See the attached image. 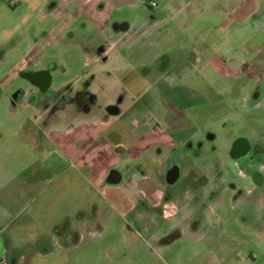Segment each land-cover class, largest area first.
<instances>
[{
	"label": "rangeland",
	"instance_id": "1",
	"mask_svg": "<svg viewBox=\"0 0 264 264\" xmlns=\"http://www.w3.org/2000/svg\"><path fill=\"white\" fill-rule=\"evenodd\" d=\"M254 1L260 7L244 27H222L228 0L199 3V13L177 12L178 0H0V236L8 249L0 264H264V187L254 193L256 202H233L229 190L216 193L201 208L206 218L194 229L197 223L180 219L183 209L166 217L147 207L157 171L149 178L133 175L131 183L115 190V199L104 196L92 179L110 159L123 165L148 155L160 170L158 148L197 134L199 114L222 137L249 129V120L264 128V93L255 106L242 99L256 80L264 82V27L253 22L264 0ZM52 2L60 11L49 12ZM152 15L164 19L152 24ZM121 23L128 30L115 32ZM82 28L104 39L105 47L116 41L111 54L128 59L126 70L115 72L106 84L152 70L137 81L134 92L98 95L103 105L116 103L118 114L99 111L67 126L56 124V131L65 134L40 144L28 119L30 109L9 108L6 84L34 39L37 50L58 66L54 85L73 81L84 70L111 69L83 52L87 38L77 31ZM129 39L141 47L152 43V48L130 52L123 45ZM235 91L233 110L212 120V105ZM116 149L126 153L116 156ZM85 213L100 220L78 224L76 239L48 234L63 218L75 221ZM175 226L183 233L173 239Z\"/></svg>",
	"mask_w": 264,
	"mask_h": 264
},
{
	"label": "flooded vegetation",
	"instance_id": "2",
	"mask_svg": "<svg viewBox=\"0 0 264 264\" xmlns=\"http://www.w3.org/2000/svg\"><path fill=\"white\" fill-rule=\"evenodd\" d=\"M49 6V12L57 9L54 2ZM128 28L127 23H121L119 27L116 24L113 30L126 32ZM77 31L87 38L83 52L88 53L91 60L103 59L105 40L96 38L93 33H84L86 30L83 28ZM67 33H71L73 39L78 37L73 30H68ZM38 43L39 41L34 39L28 46V51L18 60L17 66H23H16L8 79L6 97L8 106L13 111L30 109L31 116L28 115V119L33 122L34 134L40 144L46 138L52 140V135L65 134L56 131V124L67 126L74 119H83L99 111L96 114H118L116 103L103 105L98 95L105 91L116 92L122 89L134 92L137 90V81L149 76L152 70L147 69L143 73L144 77L141 75L138 79L133 76L135 74L131 76L127 73L123 80L117 79L114 85L106 84V87L99 82L96 74L84 70L81 77L73 81L60 80L54 85V72L58 66L51 56L43 55L37 50ZM3 59L4 52L0 53V62ZM263 93L264 82L258 79L250 90L243 93V103L255 106L261 101ZM238 94L239 91H235L229 99L222 98L212 105L213 110L209 113L211 119H221L223 114L232 111L233 100L237 99ZM199 116L195 121L197 134L182 140H172L166 145L163 144L161 150L158 148L156 157H160L163 163L160 170L148 155L137 157L123 165L116 163L108 167L99 184L100 188L111 184L131 183L132 176L136 174L149 178L152 170L157 171L155 178L151 176L155 185L151 192H148L147 207L165 214L166 217L177 216L183 209L180 219L197 223L194 229L206 218L201 217V208H207V204L220 191L229 190L233 202H256L259 195L254 193L264 187V128L249 120V126H246L249 129L222 137L207 128L205 120H201ZM113 152L115 155L121 153L120 149ZM225 165L226 170L223 168ZM127 169H132V173L127 174ZM137 170L140 172L136 173ZM227 172L232 175L228 180L225 178ZM65 218L59 222V226L53 224V231L52 228L48 231L50 236H59L61 240L68 237L71 240L76 239L78 224H90L100 220L95 214L88 213L79 214L78 220L75 221ZM127 226L129 231L133 230L128 224ZM170 232L173 239L181 237L183 233L177 226L172 227ZM7 252L6 244L0 236V262L6 259Z\"/></svg>",
	"mask_w": 264,
	"mask_h": 264
},
{
	"label": "crops",
	"instance_id": "3",
	"mask_svg": "<svg viewBox=\"0 0 264 264\" xmlns=\"http://www.w3.org/2000/svg\"><path fill=\"white\" fill-rule=\"evenodd\" d=\"M206 1L207 0H178L176 5L174 6V8L179 13H181V12L187 13L188 11L191 13H194L195 10L199 9L198 4L204 3ZM208 3L210 5V2H208ZM258 7H260V6H258L256 1H254V0H228L227 5L224 8V12H225L224 15L225 16H224L223 20L221 21V26L222 27H230L232 25H236L237 27H244V23L247 22V20L250 17H252V15L256 12ZM58 11H60V10L55 9L52 12L55 13ZM201 11L202 10H198L197 13H199ZM205 13L207 14L206 16H209V17L211 15L214 16V13H212V11H205ZM152 18H153L151 20L152 24H156V23L158 24L159 22H161L164 19V17L157 18V16L154 17L153 15H152ZM175 19H177V18H175ZM177 21L180 25H182V26L184 25V22H182L178 19H177ZM253 22L258 24V26L264 27V10L261 12V14L259 16L255 17L253 19ZM140 33H143V32L140 31ZM116 44H117L116 41L110 42L109 44H107V46L105 47V50H104V54H103L105 57L103 59L99 60L100 63L102 62L101 64H103L105 66L111 64L112 68L104 70V71H100V72H98V70L97 71H94V70L90 71V73L96 74V78L99 80V82L101 81L103 83L104 87H106L105 81L113 80L115 78V75H114L115 72L118 73V71L119 72L123 71L126 68L125 63H127V61H128V59L125 55H123V56L116 55V59H115V57L111 54V52L115 49ZM145 44H143L141 47L140 44L136 43V40L129 39L123 45H125V48L129 49L130 52H135L137 54V49L140 50L141 48L142 49L152 48L151 47L152 43L146 42ZM132 49H133V51H132ZM157 58H158V55L154 56V58L152 57L150 59L151 60L150 63L154 62L155 59H157ZM139 63L137 65H139ZM104 93L110 97H114V95H115L114 91H110V92L105 91ZM120 151H121V153H119V154H125L126 153V150H124V149H120ZM113 159H114V157H113ZM108 162H109L108 165L102 166V168L98 170L96 175L93 176L92 179H93V186L94 187L98 186L100 188L99 184L101 183V180L103 179L104 175L106 174L108 167L116 164V162L112 163L111 159ZM86 164H88V163L86 162ZM118 187H119V185L111 184V185L105 186V187L100 188V189L103 191L104 196L115 199L117 197V195L115 196L114 192H115V190L118 189Z\"/></svg>",
	"mask_w": 264,
	"mask_h": 264
},
{
	"label": "built area",
	"instance_id": "4",
	"mask_svg": "<svg viewBox=\"0 0 264 264\" xmlns=\"http://www.w3.org/2000/svg\"><path fill=\"white\" fill-rule=\"evenodd\" d=\"M150 5H151V6L155 5V2H154V1H151V2H150Z\"/></svg>",
	"mask_w": 264,
	"mask_h": 264
}]
</instances>
